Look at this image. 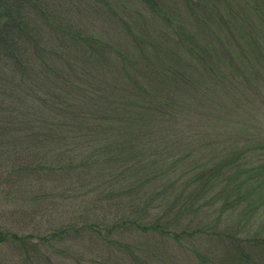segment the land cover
<instances>
[{"label":"trees","instance_id":"obj_1","mask_svg":"<svg viewBox=\"0 0 264 264\" xmlns=\"http://www.w3.org/2000/svg\"><path fill=\"white\" fill-rule=\"evenodd\" d=\"M143 1L154 17L159 16L165 22L161 34L166 37V42L172 44L171 65L164 68L161 66L163 62L150 61L145 67L150 83L144 89L134 75L125 72L123 86H119L117 80H110L106 86L76 84L74 88L79 95H71L56 92L57 87L61 90L71 81L72 75L70 71L55 68L50 62V59L54 62V54L50 56L48 52L45 59L46 54L40 53L42 44L38 42L36 25H40L42 33L51 27L59 33L69 35L70 32L48 20L49 6L40 0H0V60L4 66L16 67L18 74L17 77L1 75L6 84L2 93L9 97V104H2L20 103L22 106L24 103L31 111L14 118L10 107H0V123L4 128L31 126L30 132L17 136L20 139L18 144L25 141L27 146L16 151L20 157L6 176L13 177L12 185L19 189L24 186L22 180L28 179L25 185L30 186V194L40 192L42 183L38 179L46 177L50 183H46L48 191L42 194L44 198L40 202L49 203L59 195L62 198L59 203L64 206L72 203L79 208L75 222L86 223L79 227L71 223L62 229L43 233L38 237V243L35 242L38 240L35 234L20 236L0 229L1 241L19 243L25 251L26 264H57L49 252L59 254L58 245L62 240L87 231L94 232L102 240L111 241L113 248L105 245L109 251L108 260H103V264H127L118 258L114 262L109 258L113 254L112 249L121 247L134 264H152L148 259H152L150 255L154 249L151 250L150 246L158 248L160 243L172 245L174 242L179 248H187L185 241L188 238L193 240L206 236L221 240L220 250L227 248L249 257L247 247L250 246L264 253V239L243 233L246 222L248 225L264 209V199L260 197L264 185L263 165L240 167L241 152L207 158L206 168L196 167L188 153L178 157L167 155L159 144L154 147L149 141L154 129L177 124L184 118L179 112L183 102L176 101L165 92L185 90L187 99L195 97L199 88L186 84L192 83L193 74L199 73L201 67L212 71L218 55L237 46L238 37L234 31L239 16L234 5L238 0H175L182 4L183 12L180 13L175 11L176 7L173 11L167 8L164 0ZM258 6H261L259 13L264 16V11H261L264 0ZM29 9L39 16L45 15L43 22L32 20L28 15ZM190 26L199 32H189ZM242 28L244 26L240 31ZM202 33H205L203 37ZM132 39L139 40L137 37ZM89 42L94 46L105 45L100 39L91 40L89 37L80 44L85 48ZM123 60L125 66L132 64L126 56ZM29 77L32 82L24 84L25 80H30ZM14 79H18L19 84ZM8 80L14 86H8ZM132 92L141 102L138 109L131 112L113 107L120 101L123 103ZM107 100L110 101L107 102L109 106L105 104ZM111 135L115 136L112 138ZM0 147L5 149L4 145ZM6 160L0 152V165H5ZM188 160L190 164L185 168L180 166ZM75 177L77 180L73 179ZM51 179H56L55 183ZM14 192L18 194L19 190ZM107 205L112 208L106 210ZM207 205H217L218 211ZM98 207L104 208V214L96 216L94 223H88L91 213ZM236 214L240 218L238 221L243 222L240 233L233 230L224 233L222 229L235 227L231 219ZM201 215L207 219L213 217V221L208 222ZM200 216L202 223L198 225L196 220ZM210 223H215L211 230L207 227ZM129 231H137L143 238L151 237L153 243H142L136 249L123 245L122 238L111 239L113 235L119 236L120 233L121 236V233ZM191 248L202 264L207 263L202 251L193 245ZM208 261L219 264L210 258Z\"/></svg>","mask_w":264,"mask_h":264},{"label":"rangeland","instance_id":"obj_2","mask_svg":"<svg viewBox=\"0 0 264 264\" xmlns=\"http://www.w3.org/2000/svg\"><path fill=\"white\" fill-rule=\"evenodd\" d=\"M40 1L49 6L46 14L48 20L55 21L60 27L70 32L69 35L59 33L55 27H51L46 28V31L42 33L40 25H36L39 30L38 33L36 32L38 42L40 45L42 44L39 47L40 53L46 54L45 59H47L48 52L50 56L54 54L56 56L54 62L51 59L50 62L55 68L70 71L72 75L71 81L65 84L61 90L57 87L56 92L63 91V94L74 95L76 93L79 95V92L74 88L76 84L89 85L90 83V85L106 86L110 80H117L116 82L120 83L119 86H123L125 72L131 76L134 75L144 89V86L147 87L150 83L145 71V67L150 61L163 62L161 66L164 68L171 65L173 61V54L170 53L172 44L166 42V37L161 34L165 22L159 16L154 17V14L148 11L143 0ZM257 1H235L234 10L239 16L234 31L237 35L236 38L238 37L237 46L231 51L218 55L220 59L217 58L212 71L207 67H201L199 73L193 74L191 84L182 80L188 86L199 88L195 97L187 99L185 90L174 91L170 89L169 92H165L176 101L183 102L179 112L184 118L179 119L177 124L162 125L158 129H154L151 133V140L149 139L151 145L156 147L159 144L167 155L176 157L188 153L196 167L206 168L207 158L230 156L233 153L241 152H243V158L239 162L240 167L264 166V16L259 13L261 6H258L262 4L263 0ZM164 2L166 7L172 11L176 7L177 13L183 12L181 3L175 0H164ZM28 15L37 22L41 20L40 23L45 19V15L39 16L30 9ZM167 16L170 17V14ZM242 26L244 28L240 31ZM238 28L239 30H237ZM193 30L198 29H193L190 26L189 32L192 33ZM170 33L173 34L174 31L171 32L170 29ZM204 34L202 33V37ZM85 37H89L91 40L100 39L105 45L94 46L93 42H89L90 45L87 44V47L83 48L80 43L84 42ZM134 37L139 38V40H133ZM124 56L127 57V60L130 59L132 64L125 66L123 63ZM40 66L42 69L43 63ZM2 74L7 75V77H17L18 75L16 67L4 66L1 61L0 77ZM14 80L16 84H19L18 79ZM26 82L31 83L32 81L31 79L25 80L24 84ZM154 82L157 80L154 79ZM7 84L14 86L9 80ZM4 85L6 86L5 81L0 78V107L4 109L10 107L14 118L27 114L26 112L30 110L24 103L22 106L19 105L20 103L13 102L11 106L2 104H9L8 95L2 93ZM118 88L120 89V87ZM122 90L124 91L123 87ZM192 92L194 93V91ZM118 94L121 95L120 92ZM123 97L125 95L120 99ZM3 98H5L4 101ZM13 100L15 101V99ZM107 102L110 101H105L106 106H109ZM77 103L80 104L78 101ZM138 105H141L139 97L132 92L128 99H124L123 103L120 101L113 107L119 110L125 108L132 112L139 108ZM30 128L31 126L9 129L8 127L4 128V125L2 126L0 123V146H5V149L0 147V152L7 159L5 165H0V229L3 232H12L20 236L35 234L38 239L35 242L38 243V237L43 233L53 232L71 223H76L75 217L79 208H75L72 203L65 206L62 202L59 203L62 200L59 195L54 201L50 199L49 203L40 202L43 197L42 194L48 191L46 183H50L46 177L38 179L42 183L39 185L41 187L40 192L30 194V186L25 185L28 179L22 180L24 186L19 189L17 185H12L14 178L6 176L14 161L16 162L17 158L20 157L16 155V151L27 146L25 141H22V145L18 144L20 139L17 136L20 135L21 137L30 132ZM114 136L111 135L112 138ZM20 145L21 147H19ZM143 148L145 149L144 145ZM151 148L153 147L151 146ZM246 148L250 151L247 150L246 152ZM188 164H190L189 160L180 166L185 168ZM73 179L77 180L76 177ZM51 180L55 183L56 179ZM14 190H19L18 194ZM260 197L264 199V185L260 190ZM45 206L48 207L44 209ZM207 207L215 209V212L218 211L217 205H207ZM109 208L112 207L107 205L106 210ZM102 210H104L103 207L94 210L88 223H94L96 216H102L104 214ZM121 211L126 212L125 209ZM203 211L206 213V209ZM208 212L210 211L208 210ZM201 216L205 217V215ZM201 216L196 220L198 225L202 223ZM239 219L236 214L231 219L235 227L230 226L228 228L224 225L228 229H222V231L226 233L233 230L240 233L243 222H239ZM207 221L212 222L213 217ZM85 224V222H78L75 225L79 227ZM214 225L215 223H210L207 227L211 230ZM243 228V233L256 235L258 238L261 237V240L264 239V209L248 225L246 222V226ZM118 234L119 236L113 235L111 239L119 240L122 238L123 245H131L136 249L141 247L142 243H153L151 237L143 238L144 236L137 231L123 232L121 236L120 233ZM188 239L185 241L187 248H179L178 244L174 242L172 245L160 243L158 248L155 245L150 246V249L154 250L151 251L150 257L152 259H148L149 262L152 264H202L196 257L195 250L191 248L193 245L195 249L202 251L208 264H210L209 258L218 261L219 264H264V253L261 249L248 246L247 249L249 250L247 251L250 254L247 257L245 254L242 256L236 251L227 250V248L218 249L221 240L211 236L201 239ZM109 242L111 241L102 240L99 235L87 231L78 236H67L58 245L61 254L50 251L49 255L57 264H103L105 259L108 260L107 251H109V249H105V245L113 248ZM37 246L40 247L39 244ZM115 249L117 250L112 249L113 254L109 257L111 261L114 262L118 258L127 264H134L133 259L123 251V247ZM94 261L100 262L95 263ZM0 264H26L25 251L19 246V243L0 240Z\"/></svg>","mask_w":264,"mask_h":264}]
</instances>
